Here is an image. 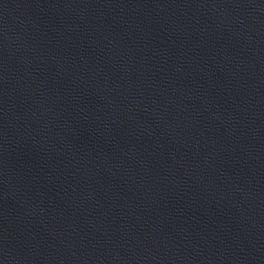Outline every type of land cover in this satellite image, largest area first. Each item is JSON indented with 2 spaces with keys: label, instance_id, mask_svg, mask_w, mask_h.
Instances as JSON below:
<instances>
[{
  "label": "water",
  "instance_id": "1",
  "mask_svg": "<svg viewBox=\"0 0 264 264\" xmlns=\"http://www.w3.org/2000/svg\"><path fill=\"white\" fill-rule=\"evenodd\" d=\"M0 264H264V0H0Z\"/></svg>",
  "mask_w": 264,
  "mask_h": 264
}]
</instances>
